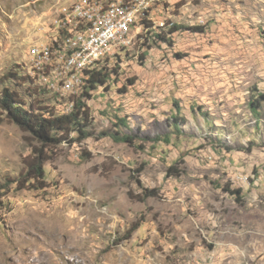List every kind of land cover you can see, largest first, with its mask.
Masks as SVG:
<instances>
[{
    "label": "rangeland",
    "instance_id": "obj_1",
    "mask_svg": "<svg viewBox=\"0 0 264 264\" xmlns=\"http://www.w3.org/2000/svg\"><path fill=\"white\" fill-rule=\"evenodd\" d=\"M72 1L0 0V77L27 74L28 89L13 87L57 113L69 112L60 26ZM163 8L159 31L181 26L171 42L136 38L131 54L101 66L112 80L87 100L91 135L45 147L41 183L24 181L40 144L0 112V264H264V101L257 115L249 104L264 91V0ZM36 43L48 47L43 79L58 70L49 88L25 66ZM117 130L142 148L102 135ZM171 164L178 176L166 174ZM136 178L158 195L135 197Z\"/></svg>",
    "mask_w": 264,
    "mask_h": 264
},
{
    "label": "built area",
    "instance_id": "obj_2",
    "mask_svg": "<svg viewBox=\"0 0 264 264\" xmlns=\"http://www.w3.org/2000/svg\"><path fill=\"white\" fill-rule=\"evenodd\" d=\"M167 1L74 0L69 3V14L62 15L60 26V29L69 26L66 47L69 49V112L73 108V96L79 94L87 77L86 70L100 69L113 58L131 54L136 38L151 42L154 35L163 33L159 29L167 24L161 19L163 4ZM157 5L161 9L153 12ZM33 48H38V55H30L29 48L25 66L36 83L49 88L56 83L58 70L50 71V79H43L40 64L48 57V47L39 48L36 43Z\"/></svg>",
    "mask_w": 264,
    "mask_h": 264
},
{
    "label": "trees",
    "instance_id": "obj_3",
    "mask_svg": "<svg viewBox=\"0 0 264 264\" xmlns=\"http://www.w3.org/2000/svg\"><path fill=\"white\" fill-rule=\"evenodd\" d=\"M181 26L173 23L165 35H154V41L171 42L170 35L177 31ZM192 29L202 30L200 25L191 27ZM22 66V65H21ZM23 67V66H22ZM20 71L21 67H20ZM114 71V70H113ZM87 77L80 88L79 94L73 98L74 104L70 112L57 113L51 108L41 104L36 105L35 101L27 102L22 92L13 87L14 81L17 86L27 84V89L33 83L32 78L27 74L19 72V70L9 69L3 76L0 77V112L4 119L16 124L21 130L27 132L32 140L40 144V148H36L33 156L27 161V168L24 172V181L30 183H41L44 179L43 163L47 159L44 148L57 146L62 141L69 143L82 141L91 135L90 132V114L87 100L92 97L91 90H95L99 85H107L111 82L112 72L106 68L86 70ZM26 89V90H27ZM29 94V92H28ZM264 101V91L258 92L251 96L249 100L250 108L253 113L258 114L261 102ZM177 108V102H174ZM175 121H179L177 117L172 116ZM120 124L127 127L126 121L123 118H118ZM74 133V135H72ZM102 135H109L116 141L125 142L135 148H142V144L135 142L136 135L121 133L118 130L115 132H104ZM156 142L162 137L155 136L147 138ZM168 141V138H164ZM138 169L137 171H140ZM181 173L176 164H171L166 169L168 176H178ZM138 184L142 187L141 192L136 195L140 200H145L150 196H157L158 189L154 187H146L142 185L139 178H136ZM224 191L229 192L235 199H241V188H230L228 185L222 186ZM135 225L131 231H133Z\"/></svg>",
    "mask_w": 264,
    "mask_h": 264
},
{
    "label": "bare ground",
    "instance_id": "obj_4",
    "mask_svg": "<svg viewBox=\"0 0 264 264\" xmlns=\"http://www.w3.org/2000/svg\"><path fill=\"white\" fill-rule=\"evenodd\" d=\"M67 14H69V12L67 13ZM69 27V26H68ZM66 29H67V27H66ZM67 37H68V40H69V30H68V32H67ZM69 44H66L65 45V48L62 50V51H66V52H68L67 53V55H65L64 57H65V59H67L68 60V62H69V49L68 48H66L67 46H68ZM37 55H38V52H37ZM63 56L61 55V58H62Z\"/></svg>",
    "mask_w": 264,
    "mask_h": 264
}]
</instances>
